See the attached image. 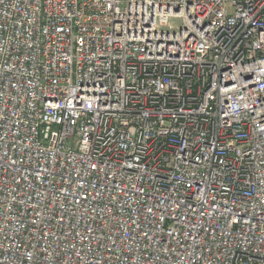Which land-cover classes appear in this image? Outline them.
Returning <instances> with one entry per match:
<instances>
[{
  "label": "built area",
  "instance_id": "built-area-1",
  "mask_svg": "<svg viewBox=\"0 0 264 264\" xmlns=\"http://www.w3.org/2000/svg\"><path fill=\"white\" fill-rule=\"evenodd\" d=\"M0 264H264V0H0Z\"/></svg>",
  "mask_w": 264,
  "mask_h": 264
},
{
  "label": "rangeland",
  "instance_id": "rangeland-1",
  "mask_svg": "<svg viewBox=\"0 0 264 264\" xmlns=\"http://www.w3.org/2000/svg\"><path fill=\"white\" fill-rule=\"evenodd\" d=\"M170 23L174 27H177V26H180L181 25L182 19L180 17H175V18L170 19Z\"/></svg>",
  "mask_w": 264,
  "mask_h": 264
}]
</instances>
